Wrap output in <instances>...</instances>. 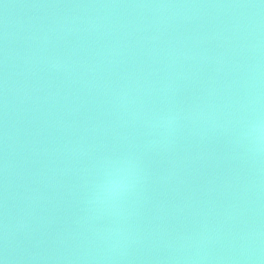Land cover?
Segmentation results:
<instances>
[{"label": "water", "instance_id": "95a60500", "mask_svg": "<svg viewBox=\"0 0 264 264\" xmlns=\"http://www.w3.org/2000/svg\"><path fill=\"white\" fill-rule=\"evenodd\" d=\"M256 123L264 0H0V260L264 264Z\"/></svg>", "mask_w": 264, "mask_h": 264}, {"label": "clouds", "instance_id": "9594fccd", "mask_svg": "<svg viewBox=\"0 0 264 264\" xmlns=\"http://www.w3.org/2000/svg\"><path fill=\"white\" fill-rule=\"evenodd\" d=\"M252 129L256 133L255 143L258 144L264 140V126L256 123L252 125ZM133 175V162L124 161L123 163L114 164L97 185L94 194L95 201L101 205L114 204L130 189Z\"/></svg>", "mask_w": 264, "mask_h": 264}, {"label": "snow or ice", "instance_id": "6c2138e0", "mask_svg": "<svg viewBox=\"0 0 264 264\" xmlns=\"http://www.w3.org/2000/svg\"><path fill=\"white\" fill-rule=\"evenodd\" d=\"M0 264H3V261L2 260H0Z\"/></svg>", "mask_w": 264, "mask_h": 264}]
</instances>
